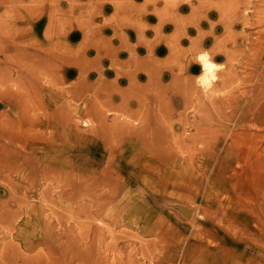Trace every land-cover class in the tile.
I'll return each instance as SVG.
<instances>
[{
	"label": "rangeland",
	"instance_id": "rangeland-1",
	"mask_svg": "<svg viewBox=\"0 0 264 264\" xmlns=\"http://www.w3.org/2000/svg\"><path fill=\"white\" fill-rule=\"evenodd\" d=\"M169 2L148 9L144 23L196 8L180 0L168 11ZM23 11L4 14L14 25L0 44V264H264V189L243 171L250 161L131 156L115 144L113 78H99L78 44L75 56L50 45L59 33ZM210 14L217 23L218 11Z\"/></svg>",
	"mask_w": 264,
	"mask_h": 264
},
{
	"label": "bare ground",
	"instance_id": "bare-ground-1",
	"mask_svg": "<svg viewBox=\"0 0 264 264\" xmlns=\"http://www.w3.org/2000/svg\"><path fill=\"white\" fill-rule=\"evenodd\" d=\"M49 1L48 5L47 0L6 4L0 0V44L3 31L14 25L4 14L25 10L39 15L48 32L59 33L49 38L50 45L64 44L75 56L72 47L78 44L81 59L98 62L99 78L105 74L113 78L118 147L126 143L131 156L152 161L244 159L250 162L243 171L250 170L255 187L264 189V0H186L196 3V8L189 14L154 13L159 20L155 27L143 18L148 9L158 8L159 0H145L143 6H136L134 0ZM179 1L170 0L168 11L179 8ZM212 10L219 13L217 23ZM22 23L20 28L31 24ZM241 26L245 29L237 33ZM205 50L215 63L216 58H225L208 92L197 85L202 67L194 63ZM179 105L183 110H178ZM189 109L202 117L201 122L191 123ZM202 136L212 140L199 149L194 142Z\"/></svg>",
	"mask_w": 264,
	"mask_h": 264
},
{
	"label": "clouds",
	"instance_id": "clouds-1",
	"mask_svg": "<svg viewBox=\"0 0 264 264\" xmlns=\"http://www.w3.org/2000/svg\"><path fill=\"white\" fill-rule=\"evenodd\" d=\"M194 63L202 67V74L196 76L197 85L205 92H208L213 83L217 80V74L222 70V64L215 63L209 50L197 55Z\"/></svg>",
	"mask_w": 264,
	"mask_h": 264
}]
</instances>
